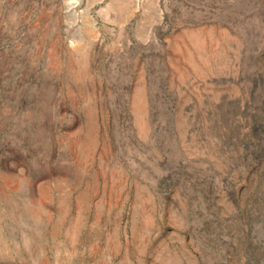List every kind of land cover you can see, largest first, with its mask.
Segmentation results:
<instances>
[{"label": "rangeland", "instance_id": "374dc122", "mask_svg": "<svg viewBox=\"0 0 264 264\" xmlns=\"http://www.w3.org/2000/svg\"><path fill=\"white\" fill-rule=\"evenodd\" d=\"M66 1L0 0V264H264V0Z\"/></svg>", "mask_w": 264, "mask_h": 264}, {"label": "bare ground", "instance_id": "6f19581e", "mask_svg": "<svg viewBox=\"0 0 264 264\" xmlns=\"http://www.w3.org/2000/svg\"><path fill=\"white\" fill-rule=\"evenodd\" d=\"M80 1L79 0H67L66 1V8H67V10H69V12L70 11H73V10H75V7L77 6V3H79ZM214 3V2H213ZM193 6V5H192ZM147 7H149V6H147ZM146 9H148V8H146ZM87 14H86V18L88 19V24H89V27H90V30H94L98 25V21L96 20V19H92V17L90 16V8H88L87 10ZM168 11V10H167ZM80 12V11H79ZM71 14H72V12H71ZM133 14V13H132ZM73 17V16H72ZM160 17H161V15H160ZM77 18V17H76ZM110 18V17H109ZM66 20H67V18H65ZM69 19V18H68ZM111 19V18H110ZM72 20H74V19H72ZM210 21V20H209ZM110 22V21H109ZM87 23V22H86ZM161 23V22H160ZM70 24V23H69ZM73 25V24H72ZM210 26V25H209ZM201 27H203V26H201ZM210 27H212V26H210ZM69 29V28H68ZM82 29V28H81ZM80 29V30H81ZM85 29V28H84ZM83 29V30H84ZM107 29V28H106ZM199 29V28H198ZM222 30V29H221ZM227 30V29H226ZM75 32H76V30H74ZM85 31H86V29H85ZM87 31H89V30H87ZM220 31V30H219ZM224 31H225V29H224ZM228 31V30H227ZM94 32V31H93ZM112 32V31H111ZM193 32V31H192ZM220 32H222V31H220ZM72 33V32H71ZM79 33V31L75 34V35H77ZM95 33V32H94ZM207 33V32H206ZM223 33V32H222ZM228 33V32H227ZM96 34V33H95ZM190 33H188V35H189ZM209 34V33H208ZM92 36H93V34H91ZM185 35H186V33H185ZM81 36V35H80ZM190 36V35H189ZM193 36V35H192ZM210 36V35H209ZM187 37V36H186ZM195 37V35L193 36V38ZM198 37V36H197ZM74 38V37H73ZM96 38V37H95ZM176 38V37H175ZM69 39V38H68ZM92 39H93V37H92ZM102 39V38H101ZM104 39V38H103ZM196 39V38H195ZM194 39V40H195ZM198 39V38H197ZM208 39V38H207ZM231 39V38H230ZM71 40V39H70ZM205 40V39H204ZM74 41H76V45H77V39L76 40H74ZM82 42V41H81ZM191 42V41H190ZM73 43V42H72ZM71 43V44H72ZM80 43V42H79ZM106 43V42H105ZM182 43V42H181ZM195 43V42H194ZM66 44H68V43H66ZM71 44H69V45H71ZM81 44V43H80ZM73 45V44H72ZM186 45V44H185ZM204 45V44H203ZM80 47H81V45H79ZM205 46V45H204ZM245 46V45H244ZM75 48V49H77L76 47H75V44H74V46H72L71 48ZM185 47V46H184ZM73 48V49H74ZM82 48V47H81ZM74 49V50H75ZM185 49H187V47L185 48ZM189 50V49H188ZM196 50V49H195ZM79 51V50H78ZM172 52V51H171ZM178 52H179V50H178ZM177 52V53H178ZM181 52V51H180ZM179 52V53H180ZM188 52V51H187ZM248 53V52H247ZM218 54V53H217ZM191 55H193V54H191ZM189 56V55H188ZM187 56V57H188ZM198 56V55H197ZM193 57V56H192ZM201 57V56H200ZM246 57V56H245ZM194 59V58H193ZM201 59V58H200ZM246 59V58H245ZM185 60V59H184ZM191 61V60H190ZM194 62V61H193ZM179 63V62H178ZM185 63H187V62H185ZM188 64V63H187ZM190 65V64H189ZM190 66H192V65H190ZM192 69V68H191ZM194 70V69H193ZM140 72V71H139ZM183 74V73H182ZM141 76V75H140ZM139 77V76H138ZM138 83V82H137ZM139 85V84H138ZM140 86V85H139ZM142 86V85H141ZM135 88V87H134ZM137 88V87H136ZM143 91V90H142ZM146 93V92H145ZM141 94H142V92H141ZM141 98H143V96L141 97ZM146 99V98H145ZM143 104V103H142ZM142 106V105H141ZM144 108V107H143ZM149 120V119H148ZM147 123V122H146ZM147 126H148V124H146ZM149 126H151V125H149ZM150 128V127H149ZM148 128V129H149ZM145 129H147L146 127H145ZM150 130V129H149Z\"/></svg>", "mask_w": 264, "mask_h": 264}]
</instances>
